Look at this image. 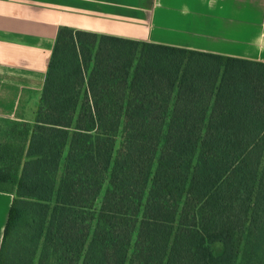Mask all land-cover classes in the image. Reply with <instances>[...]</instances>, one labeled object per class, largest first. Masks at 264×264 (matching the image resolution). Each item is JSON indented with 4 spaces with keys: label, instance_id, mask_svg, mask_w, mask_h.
<instances>
[{
    "label": "trees",
    "instance_id": "16d2710c",
    "mask_svg": "<svg viewBox=\"0 0 264 264\" xmlns=\"http://www.w3.org/2000/svg\"><path fill=\"white\" fill-rule=\"evenodd\" d=\"M5 121L0 264H264V63L61 27Z\"/></svg>",
    "mask_w": 264,
    "mask_h": 264
},
{
    "label": "crops",
    "instance_id": "0c3cea01",
    "mask_svg": "<svg viewBox=\"0 0 264 264\" xmlns=\"http://www.w3.org/2000/svg\"><path fill=\"white\" fill-rule=\"evenodd\" d=\"M61 27L264 63V0H0L1 120L33 124Z\"/></svg>",
    "mask_w": 264,
    "mask_h": 264
},
{
    "label": "rangeland",
    "instance_id": "374dc122",
    "mask_svg": "<svg viewBox=\"0 0 264 264\" xmlns=\"http://www.w3.org/2000/svg\"><path fill=\"white\" fill-rule=\"evenodd\" d=\"M26 124H28V123H26ZM28 125H30V124H28ZM9 127H10V125L7 124V122L5 120L0 119V136L2 135V133L8 132Z\"/></svg>",
    "mask_w": 264,
    "mask_h": 264
}]
</instances>
